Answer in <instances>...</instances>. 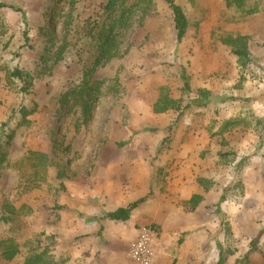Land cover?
Segmentation results:
<instances>
[{
	"label": "rangeland",
	"instance_id": "1",
	"mask_svg": "<svg viewBox=\"0 0 264 264\" xmlns=\"http://www.w3.org/2000/svg\"><path fill=\"white\" fill-rule=\"evenodd\" d=\"M107 1L0 0V264L44 250L95 262L82 223L106 212L109 158L151 170L132 216L165 239L156 264H264V0H176L182 42L166 0H123L111 16ZM112 25L118 52L93 75L104 84L86 122L68 93ZM161 98L174 103L159 112Z\"/></svg>",
	"mask_w": 264,
	"mask_h": 264
},
{
	"label": "crops",
	"instance_id": "2",
	"mask_svg": "<svg viewBox=\"0 0 264 264\" xmlns=\"http://www.w3.org/2000/svg\"><path fill=\"white\" fill-rule=\"evenodd\" d=\"M101 173H103V197L102 203L106 212L116 210L119 207L126 206L127 204L141 198L148 196L150 181L152 174L150 169H145L147 175L143 176L141 170H136V161L133 159H102ZM139 162V161H138ZM143 164V163H142ZM144 165V164H143ZM195 191H200L198 186ZM146 201L144 204H146ZM142 206V205H141ZM141 206L134 211H140ZM199 207L197 210H199ZM105 212V213H106ZM105 215V214H104ZM103 217L94 218L90 221H83L82 228L86 230V241L95 244L92 250V259H97L92 264H132L129 259L130 245L136 238L139 231L138 219L131 216L128 221H112ZM135 215V214H132ZM89 216V215H88ZM174 215L171 218L174 220ZM141 222L143 218H140ZM189 218L187 221V228H194L197 223ZM168 220H160L162 228L165 229ZM138 224V225H137ZM148 224V223H143ZM178 224V223H177ZM179 226V225H178ZM103 228V229H102ZM72 230H75L73 228ZM160 234L156 241V259H159V249L164 252L162 247L165 246V239H160ZM100 243V244H96ZM101 251L100 256L97 253ZM100 257V258H99ZM177 257H180L178 254ZM99 258V259H98ZM158 258V259H157ZM191 261L184 256L179 259L176 264H183ZM75 260L71 261V264Z\"/></svg>",
	"mask_w": 264,
	"mask_h": 264
},
{
	"label": "trees",
	"instance_id": "3",
	"mask_svg": "<svg viewBox=\"0 0 264 264\" xmlns=\"http://www.w3.org/2000/svg\"><path fill=\"white\" fill-rule=\"evenodd\" d=\"M123 0H108L105 5V13L109 14V16L114 14V11L117 9L118 4L121 2V5ZM146 2L147 4H151L152 0H141ZM238 1V0H237ZM240 1V0H239ZM242 1V0H241ZM167 4L169 5L176 28V36L177 41L182 42L186 36L188 27H189V21L187 18V15L183 9V7L176 2V0H166ZM240 6V3H238ZM127 11H121V23L125 22L127 20L126 13ZM26 40L28 41V35H26ZM236 42V40H234ZM99 55L96 58L95 62L92 66L87 67L84 78H83V84L77 88L72 87L69 91L70 99H72L73 103H78L82 107V112L84 115V119L87 122L91 117L94 115V104L95 101L99 98V91L104 84V81H96L93 80V75L96 72L97 68L102 66L107 61L111 60L113 57L116 56L118 52V43L116 41L115 37V25L110 26L109 28L103 30V33L101 34V40L97 44ZM235 53L240 57L247 59L248 58V51L247 49L238 48L235 49ZM13 76H17L20 79H32V75L30 73H24L19 69H15L13 71ZM185 86L187 89L189 88V84L186 81ZM24 88V87H23ZM25 90L27 88L25 87ZM171 101H164L162 98L157 102L155 105L156 111H164L167 108V104ZM163 104H165L166 107H163ZM27 110V109H25ZM238 121L237 120H231L228 122L229 125H235ZM263 132H264V119H263ZM6 153L1 149L0 146V165L5 161ZM201 197L194 196L191 199V202L196 204ZM148 200V196L141 197L126 206H122L117 208L116 210L106 212L104 215L105 219H109L112 221H128L135 210H137L141 205H143ZM6 217H3V220L6 221ZM258 242V238L255 240V244ZM252 251V248L250 252ZM7 258H12L15 254L14 251L8 252L6 251ZM67 259L61 260V261H53L50 259L49 255L46 253V250L32 254L28 258H26L24 264H65Z\"/></svg>",
	"mask_w": 264,
	"mask_h": 264
},
{
	"label": "built area",
	"instance_id": "4",
	"mask_svg": "<svg viewBox=\"0 0 264 264\" xmlns=\"http://www.w3.org/2000/svg\"><path fill=\"white\" fill-rule=\"evenodd\" d=\"M158 235V231L152 226L139 228L138 235L132 241L129 249V259L132 264L155 263Z\"/></svg>",
	"mask_w": 264,
	"mask_h": 264
}]
</instances>
